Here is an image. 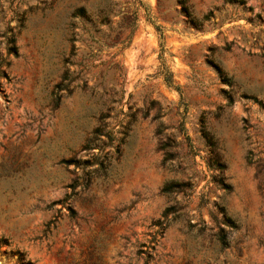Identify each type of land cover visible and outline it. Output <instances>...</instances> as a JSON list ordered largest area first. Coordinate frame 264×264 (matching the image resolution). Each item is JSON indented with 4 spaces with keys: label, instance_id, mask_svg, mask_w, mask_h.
<instances>
[{
    "label": "rangeland",
    "instance_id": "rangeland-1",
    "mask_svg": "<svg viewBox=\"0 0 264 264\" xmlns=\"http://www.w3.org/2000/svg\"><path fill=\"white\" fill-rule=\"evenodd\" d=\"M186 6L0 0V264H264V0Z\"/></svg>",
    "mask_w": 264,
    "mask_h": 264
},
{
    "label": "trees",
    "instance_id": "trees-1",
    "mask_svg": "<svg viewBox=\"0 0 264 264\" xmlns=\"http://www.w3.org/2000/svg\"><path fill=\"white\" fill-rule=\"evenodd\" d=\"M179 5L181 6L182 11H184V13L186 14V16L190 17V13L188 12L187 6H186V0H178ZM82 9H79L78 11L80 12ZM156 30L159 31L158 27H156ZM15 50V49H13ZM165 81L170 84V76L169 75H165ZM57 96V95H56ZM226 222H230L228 221V219H226ZM217 241L220 244L221 247H226L228 245V241L226 238L225 234L222 233H218L217 234ZM0 244L6 245L8 246V241L7 240H3L0 239ZM154 245H155V241H154ZM15 253L17 254V259L18 262H20L21 264H34L31 260L26 259L25 255L23 253H19L18 251H15ZM150 257V255H147L146 257V262H147V258Z\"/></svg>",
    "mask_w": 264,
    "mask_h": 264
}]
</instances>
